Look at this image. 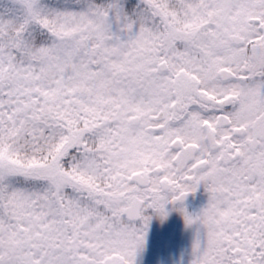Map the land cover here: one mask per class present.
I'll return each mask as SVG.
<instances>
[{"label":"snow or ice","instance_id":"6c2138e0","mask_svg":"<svg viewBox=\"0 0 264 264\" xmlns=\"http://www.w3.org/2000/svg\"><path fill=\"white\" fill-rule=\"evenodd\" d=\"M170 210L264 264V0H0V264H137Z\"/></svg>","mask_w":264,"mask_h":264},{"label":"flooded vegetation","instance_id":"af4514ba","mask_svg":"<svg viewBox=\"0 0 264 264\" xmlns=\"http://www.w3.org/2000/svg\"><path fill=\"white\" fill-rule=\"evenodd\" d=\"M207 203V194L201 187L185 201L189 212L196 213ZM171 205L169 208L171 209ZM196 226H185L183 216L169 212L166 220L153 218L147 235L145 250L138 256L137 264H190Z\"/></svg>","mask_w":264,"mask_h":264},{"label":"rangeland","instance_id":"374dc122","mask_svg":"<svg viewBox=\"0 0 264 264\" xmlns=\"http://www.w3.org/2000/svg\"><path fill=\"white\" fill-rule=\"evenodd\" d=\"M190 252H191V250L188 251V253H190Z\"/></svg>","mask_w":264,"mask_h":264}]
</instances>
